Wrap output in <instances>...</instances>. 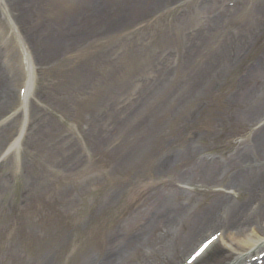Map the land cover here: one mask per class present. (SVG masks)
I'll list each match as a JSON object with an SVG mask.
<instances>
[{"label": "rangeland", "instance_id": "rangeland-1", "mask_svg": "<svg viewBox=\"0 0 264 264\" xmlns=\"http://www.w3.org/2000/svg\"><path fill=\"white\" fill-rule=\"evenodd\" d=\"M57 1L59 4L57 9H53L49 5L47 0H42L38 2V5L36 9L34 10L35 13L33 15L38 18V20H36L37 23L28 22L27 18L24 21L22 20L23 25L28 29L30 34L35 31V25L45 24L46 25L45 30H49V28H52L53 37H49L47 40H45V44H47L46 43L47 41L49 43L54 38L55 29L53 25H54V22L58 20L62 11L67 10L68 4L72 6L75 3V0H57ZM83 1H85V4H86L93 0H83ZM107 1L110 3L111 1H115V3L120 6V8H123V4L128 5L127 2L135 3L134 5L127 7L128 12H129L127 17L130 18V22L129 23L127 22V24H125L123 28H120L118 33L125 32L126 30L128 31L129 28L133 29L136 26H139L143 22L142 20L144 21L147 20L149 15H151V10L153 9L152 2L150 3V6H142V4H138V1L140 0H107ZM225 1L227 0H219V4H221L222 6V4ZM245 1H246V6L243 9H239L235 11L234 16L231 17L232 19L231 22L228 21L225 25L220 24L221 26L214 24V26H216L218 29L221 28L222 38H225V37L226 39L228 38L229 30L242 31L244 26H249V25L252 26V25L257 24V21H252L255 13H252L253 15L250 13L252 11L251 8L254 4L256 5L257 3L258 5L260 3L264 4V0H245ZM142 2H145V0H143ZM112 5L113 4L108 6V4H106L104 5L105 8L103 9L108 23L110 19H108L107 14L108 13L111 14ZM108 8H110L109 11L105 13V11ZM217 11H218V8L216 9L212 8L210 10H205L204 11L205 13L203 14V18L206 19L207 14H213ZM127 17L124 18L125 21L128 19ZM160 17H163V18L171 17V13L169 12ZM172 24H175V23H172ZM145 25L147 27H151L152 25L151 21H147V24ZM197 26L199 25L196 24L195 20H193L191 23H189L187 27L193 28ZM171 31L172 30L169 29L168 33H170ZM180 33L182 34V29H179L178 31L175 30L176 38L178 41L181 39ZM215 33L217 36L216 37L217 40L220 39V41H223V39H221V37L219 36V32L216 31ZM105 34H110V33H105ZM177 34L179 37L177 36ZM114 37L115 35H113L112 33L111 36L109 35L106 36V39L109 40ZM107 40H105V42H107ZM182 43L184 44V40H182ZM91 44L95 46V44L93 43ZM229 44L230 43L228 42V39H227L225 41V49L228 48ZM52 45L55 46V41L52 43ZM169 45L171 46V44ZM173 45L177 46L176 43H173ZM169 48L170 47L168 46L166 49H169ZM209 48L213 49L214 46H211V47L209 46ZM88 49L89 48L85 46V44H82L80 46L79 44H77L75 47H72L65 51V55L63 56L64 60L60 62H55L53 64V67H51V69L55 71L53 72L55 74L57 73V76L53 74L54 77H56L55 79L56 82L54 80L52 81L51 79L52 74L48 73L51 70L49 68L47 69L45 65L44 69L47 74H45L46 78H43L44 83H51L54 86H56V90H57L56 94H58L57 96H55L54 92L51 91L52 100H51L50 107L51 109H53L54 112L52 113L53 115L52 126L50 128L53 131L50 134L48 133L49 135L45 136L44 140L40 141L41 144L37 148L40 150L37 153V155L42 154V156H44L46 151L48 154H50L49 159L47 160L49 161V164L57 165L60 159L58 158L59 154L63 155L62 153L66 152L65 144H64L65 142L60 139L61 134L63 132L69 134L70 135L69 139H73L74 144L79 145V146L81 145L84 150H90V148L99 149L97 148V144L95 147L94 139L93 140L88 139L89 137L87 136L89 134V136L92 137L94 133H92L91 131L85 134L83 133V130L87 127H92V124L95 121H97L96 117L94 116V113L104 108V101H102V99L98 100L96 98H90V99L86 98L88 97L87 94H89V92H87V87H85L82 90L80 87L77 91L70 90L67 88L63 89L62 88V78L61 77L59 78V76L61 75L60 74L58 75V72H61V71L63 72L65 68L71 65H76L77 63H81L82 62L81 54L87 51ZM130 53L131 51L127 52V56H126L127 59L124 58L121 60V58H119L121 61H132V62H127L129 64V67L125 68L126 69L125 79H130V78L135 79L137 75H140V74L141 76H145L146 78H152L153 77V70H151L152 68L148 70H147L148 67L144 68L146 66V63H149V61H143V62L138 63L136 59H134V56L131 58V60H129L130 55H131ZM58 54L60 55L61 53H58ZM200 55L201 54L196 53V54H193V56L192 55L190 56L187 62L181 67V70L177 77V79L179 80L175 84H169L167 81H170V75L176 72V69H177L176 67H174L172 71H166L165 75L160 76L162 85L167 83L169 85L168 89L167 91L164 88L161 89L159 91L160 97L152 96V98L155 100L147 106L148 111H146L145 108L142 107L144 103H141L140 98H138V100L135 102L137 106L134 108H130L132 117L134 119L138 118L137 121L138 123H141V127H142L135 133V136L138 135V140L136 141L137 145L133 144L132 145L133 148H131L130 145L127 143V146H126L129 152L131 151L132 153L131 163L134 164L138 160V158L142 156V155L140 156L139 154L140 151H142L141 147L139 146L140 143H142L143 145V142L145 140L152 138V135H154V141H157L160 138L159 134L165 133L163 131H165L166 128L165 127L159 128V127L166 120V117L170 113V111L167 113L165 117L161 118L160 116H162V114L165 112L166 105L169 103V101L171 100V96L174 93V88L178 86L179 84H181V79L183 78L185 74H187L185 69L189 67L191 63L194 60H196V58L200 57ZM218 60L219 59H217V61ZM215 63L216 61H213L209 67V70L205 71L203 75L199 73H195V76H191L188 79V82H190V85L193 88H195L196 85H198L203 80V78L206 75H208V72L215 66ZM117 64H116V69L118 66ZM116 69H113L112 71H115ZM94 71L95 70H93L89 74V77L93 75L95 76V79H97V75ZM48 75H49V78H48ZM188 75L189 73L187 74V76ZM95 79L90 78L91 83H95L92 81ZM50 80L52 82H50ZM194 80L195 82L191 83ZM263 84H264V40L262 42L260 41V43H257L256 50L250 56V58H248L247 61L244 64H242L240 67H238L237 71H234L231 74L230 79H228L227 83L222 89L221 95L217 97L216 101H214L213 99V97L215 96H210V97L204 96V99L208 101V113L205 115L203 119H201V123H200V130L202 131V134H203V142H204L203 146H205L204 149L210 151L211 149L219 148L221 153L226 157V162L223 163L222 165L217 166L216 171L214 172L215 175L218 176V178H216L215 180L213 178L214 175H210L211 181L205 182V179H204L205 175L201 167L199 168V172H195L196 175L194 177H190V175L188 174L189 167L191 166L190 161H186V162H189L188 166H183L181 169L176 170L174 173L170 175V177L168 176L160 177L161 175H157L155 170L150 169L153 176L150 178L149 185L146 188H144L139 195L134 196L130 200L131 203L123 209V212L120 215V218L113 225L112 230H109L104 233V236L102 237L100 243L99 242L95 243V245L98 244L97 246H88V247L82 248L79 251V257L77 261L84 262V260L82 261V259L84 258L82 256L88 252L100 251V250L106 251V249L108 251L107 252L108 254L105 257V260L115 257L114 251L108 248L109 243L114 244V240L111 241L114 233L116 232L115 234L119 237V240H120V237L122 240L126 236H128L129 233L132 234L129 231L134 232L142 225H144L143 228L147 227L149 224L148 222L151 221V217L154 216L155 214L161 215V216L172 215V214L179 215L180 216L179 219L184 220L182 228L192 229L196 224L195 215L198 213H201L200 210H203L202 208L208 209L207 204H209V202L212 199V194L209 192V190L211 188H214L220 185V182L218 181H220V179H222V177L224 176L225 168H230L228 172V174L230 175L231 173H233L232 172L233 169H237V166H236L237 163L241 164L243 160L247 158V154H246V155H243L242 158H238L237 161L236 159L229 161V157L231 158L232 156H234L232 152H234L233 150L235 148V144H238V146L243 144V142L240 143L242 141L240 137L249 134L250 129L255 128L254 127L255 120L264 110V96H263V98H261L263 102L262 101L260 102V103H263V106L261 108H257L256 110H251L249 112V114L251 113L249 117H247L246 114L242 112L247 109V101L253 98L254 96L253 94L255 90L261 87V85ZM92 85L93 84L91 85L88 84L89 87H91ZM210 86L211 84L208 87V93H210L209 92ZM132 87L133 85H130V87H128L123 93L116 94L118 106H119L118 101L122 102L120 104H122L123 106L125 103L131 102L132 98H134V91L136 89L135 88L136 86L133 88V91L131 92ZM147 87L149 88L148 90L152 89L151 86H147ZM58 88L61 90L60 92H58ZM106 89H107V93L111 92L114 90V86L106 88ZM102 91L103 92H100V94L104 96V94L106 93H104L103 88H102ZM147 92L145 94H147ZM188 92L190 93V90H188ZM185 96L186 95H183L182 97H180L178 101L185 98ZM150 98H151V95H150ZM161 102L165 104V107L158 114V109L161 105ZM179 103L180 102H178L177 105ZM114 105H115V101L112 102V106ZM188 105H189L188 102L183 104V107L180 109L182 114L184 112L185 106H188ZM122 111L125 112V110H122ZM55 115L57 116V120L55 118ZM121 116L118 113L116 118H121ZM105 120H106L105 126H108L110 122H108L107 118ZM217 123L219 124L217 125ZM160 129H163V130H160ZM259 130H260V127L257 129H254L253 132L257 133L259 132ZM79 135L83 136L84 140L78 141L79 139L77 138V136ZM252 137L253 136H250L248 141H251ZM87 139L91 141L89 143L90 145L86 144ZM110 141H114V140L111 137H109L108 143ZM100 150L102 151L106 149H100ZM244 152H246V150H244ZM111 154H115V153L114 152L90 153L91 160L89 162V169L94 168V166H92L91 164H94L95 160L99 159V156H103V155H105L106 157L105 158L106 165L110 166L111 165L110 160L113 159ZM150 157H151V154L146 155V157H144L142 160L140 158L141 161L139 162L138 165L140 164L145 165V161L149 159ZM197 165L200 166L199 163ZM211 169L215 170L214 168H211ZM177 171H187V176H185L186 172H182L181 176L176 178V175L178 174L176 173ZM91 179H92V184L96 185V183L93 180V176H91ZM256 183L257 181H253V183L250 185L254 186L256 185ZM194 187L197 188V190H195ZM216 196H219V195L217 194ZM249 201L250 200H246L243 207L248 205ZM76 206L77 208L75 209L74 212L75 213L78 211L80 212L82 210L81 203H78ZM211 210L209 209V211ZM190 213L192 214L189 215ZM156 232H157L156 227H153L151 229H148L146 233L142 234L140 236V239H138V241L135 244L137 248L136 252L129 254V256L121 264H128L132 261L139 260L140 259L139 248L141 245L145 243H147V245L155 244L158 242V241L148 240L150 239L149 234L155 233L156 235L157 234ZM193 237L194 236L192 235V238ZM237 238L245 239V237H239V236L228 237V239L227 238L223 239L221 244L223 246L227 244V242L229 243L230 241H234ZM93 258L97 260V257L94 256Z\"/></svg>", "mask_w": 264, "mask_h": 264}, {"label": "bare ground", "instance_id": "bare-ground-1", "mask_svg": "<svg viewBox=\"0 0 264 264\" xmlns=\"http://www.w3.org/2000/svg\"><path fill=\"white\" fill-rule=\"evenodd\" d=\"M6 1H10V0H4ZM21 3L26 1L25 4H27V7L31 8L32 10H35L38 2L42 1V0H20ZM49 3L51 4L52 8L55 9L56 7L58 8L59 4L57 0H48ZM92 1L91 3L86 6L85 1L83 0H76V3L74 4V6L71 9H67L65 11H62L61 13V18L59 20H57V22L54 25H57V38H58V43L57 46L60 47L59 51L60 53L64 54V52L66 50H68L69 48L75 46L84 36V30L80 29L81 25H83L84 23L82 22V24L78 27V22L82 21V19L87 15V13L89 14H96V15H102V11L100 8H102L103 3H98L96 5V9L94 8V6L92 5ZM257 6H254V10L256 11ZM259 10H257L258 12ZM264 11V10H263ZM102 17V16H101ZM65 29V30H63ZM87 33H89L90 35L93 34V31L91 28L86 30ZM74 34V36H72ZM224 49V42H220L219 46L215 49V50H208L207 53H205L204 55V64L202 66H204L205 64L208 65L211 60L216 56V54H221L223 52ZM56 52L54 51L53 57L51 58H56ZM48 59V57H47ZM259 102V101H258ZM254 104H257V101H253ZM257 105L253 106V107H248V109H246L244 112V114H247V117H249V112L252 109H255ZM120 130V128H119ZM262 142L264 141V129L262 130ZM252 143V142H251ZM249 144H245L244 148H246V146ZM252 149H259L261 148V141L258 140L255 143H252ZM243 153H241L240 151L237 153V156L242 155ZM261 163L264 164V155L262 157L259 158ZM242 177L241 179V189L243 190V188H245L247 185H245V182H243L244 180H246L244 175H240ZM232 186V185H231ZM230 184L229 182H226L224 184V188H229ZM245 193V191L243 192ZM237 207H240L241 204L238 203L236 204ZM232 207V206H231ZM231 209V208H229ZM229 213V212H228ZM228 216V215H227ZM181 240V238H180Z\"/></svg>", "mask_w": 264, "mask_h": 264}]
</instances>
